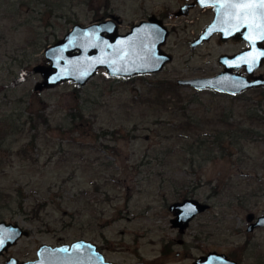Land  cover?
Returning <instances> with one entry per match:
<instances>
[{
	"label": "rangeland",
	"instance_id": "obj_1",
	"mask_svg": "<svg viewBox=\"0 0 264 264\" xmlns=\"http://www.w3.org/2000/svg\"><path fill=\"white\" fill-rule=\"evenodd\" d=\"M188 1L0 0V220L28 230L0 264L78 238L120 264H192L209 250L264 264V225L247 230V214L264 212V85L230 94L176 82L216 74L221 53L247 45L214 33L191 46L213 9L175 15ZM151 14L169 30L161 69L116 78L98 68L80 87L34 88L33 66L73 24L111 18L126 32ZM159 80L178 86L156 99ZM227 128L235 135L218 133ZM185 197L208 207L180 232L169 204Z\"/></svg>",
	"mask_w": 264,
	"mask_h": 264
},
{
	"label": "water",
	"instance_id": "obj_2",
	"mask_svg": "<svg viewBox=\"0 0 264 264\" xmlns=\"http://www.w3.org/2000/svg\"><path fill=\"white\" fill-rule=\"evenodd\" d=\"M195 5L212 6L213 17L191 40V46L209 39L214 33H218L219 40L232 38L245 41L247 45L233 53H221L218 61L223 67L216 74L180 78L176 82L195 89L209 88L230 94L264 85V75L255 73L264 62V55L257 56L264 53V39L256 38V32L244 25L243 16H237L236 10L228 0H191L181 4L174 14H186ZM168 31L162 19L155 14L134 23L126 32H119L117 23L111 18L85 25L75 23L63 37L45 47L44 56L49 63L33 66V70L42 75V80L36 82L34 88L40 90L51 87L62 80H72L78 85H83L101 67L112 76L127 77L157 71L171 58L170 54L161 49ZM250 35L252 40L248 39ZM251 56H257L254 63H246L245 59H242L250 60ZM207 207V202L194 197L171 202L169 208L174 213L171 218L172 225L182 232L189 221ZM247 217L251 219L252 213H248ZM261 224H264V214L259 215L247 229L251 230ZM27 233L28 230L17 222L1 219L0 237H3V243L0 244V254ZM36 256L26 260L10 256L5 260V264H120L105 259L96 243L84 238L56 245L41 243L36 249ZM134 264L146 263L139 261ZM192 264L239 262L224 252L209 250L197 256Z\"/></svg>",
	"mask_w": 264,
	"mask_h": 264
},
{
	"label": "snow or ice",
	"instance_id": "obj_3",
	"mask_svg": "<svg viewBox=\"0 0 264 264\" xmlns=\"http://www.w3.org/2000/svg\"><path fill=\"white\" fill-rule=\"evenodd\" d=\"M228 3L236 10L238 17L243 16L244 25L256 32V38L264 39V0H228ZM248 39L252 40L253 37L250 35ZM259 55H264V53L257 54V56ZM257 56H251L250 60L242 59L251 64L256 61ZM2 243L3 237H0V244Z\"/></svg>",
	"mask_w": 264,
	"mask_h": 264
},
{
	"label": "trees",
	"instance_id": "obj_4",
	"mask_svg": "<svg viewBox=\"0 0 264 264\" xmlns=\"http://www.w3.org/2000/svg\"><path fill=\"white\" fill-rule=\"evenodd\" d=\"M133 76H129L128 78H132ZM116 78H120V76H116ZM177 86L178 85H176L175 82L167 81V80H159V81L154 82L152 84V87H151L152 89L149 91H153L156 99H160V98H162V96L165 94L166 91L172 92V91H174V88H176ZM75 87H80V85L75 83ZM248 117L253 119L255 116L252 113H248ZM3 119L5 121L1 120L2 121L1 123L4 124L6 127H12V125H16V126L18 125L17 123L14 124L13 121L8 120L7 118H3ZM26 122H29L31 124V126H36L34 124L35 122L33 121V117H28L27 119H25L24 123H26ZM229 131H230V128H227L225 134H223L224 133L223 130H218V133H221L222 135H229L230 137L235 135L234 133H231ZM215 137L217 140L221 139V138H219L220 135H217V136L215 135ZM221 141L222 140H220V142ZM0 192H1V190H0Z\"/></svg>",
	"mask_w": 264,
	"mask_h": 264
},
{
	"label": "flooded vegetation",
	"instance_id": "obj_5",
	"mask_svg": "<svg viewBox=\"0 0 264 264\" xmlns=\"http://www.w3.org/2000/svg\"><path fill=\"white\" fill-rule=\"evenodd\" d=\"M182 199H183V198H182ZM261 214H264V212H262V213H260V214H253V213H252V218H251V219L247 217V219H248V221H249L248 225H249L250 223L255 222V221L257 220L258 216L261 215ZM248 225H247V227H248ZM262 225H264V224L256 225V226L253 227L251 230H253V229L256 228V227L262 226ZM247 230H248V229H247Z\"/></svg>",
	"mask_w": 264,
	"mask_h": 264
}]
</instances>
